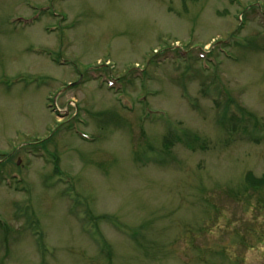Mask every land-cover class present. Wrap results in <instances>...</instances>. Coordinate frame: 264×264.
<instances>
[{"label":"rangeland","instance_id":"1","mask_svg":"<svg viewBox=\"0 0 264 264\" xmlns=\"http://www.w3.org/2000/svg\"><path fill=\"white\" fill-rule=\"evenodd\" d=\"M248 175L264 0H0V264H264Z\"/></svg>","mask_w":264,"mask_h":264},{"label":"trees","instance_id":"2","mask_svg":"<svg viewBox=\"0 0 264 264\" xmlns=\"http://www.w3.org/2000/svg\"><path fill=\"white\" fill-rule=\"evenodd\" d=\"M223 123H225V120H223ZM172 139H177V137L173 136ZM246 179H247V182L250 183L251 187H260L261 185H264V177L259 180H253L254 178L248 175Z\"/></svg>","mask_w":264,"mask_h":264},{"label":"water","instance_id":"3","mask_svg":"<svg viewBox=\"0 0 264 264\" xmlns=\"http://www.w3.org/2000/svg\"><path fill=\"white\" fill-rule=\"evenodd\" d=\"M73 86H75V84H71V85H69V87H73Z\"/></svg>","mask_w":264,"mask_h":264}]
</instances>
